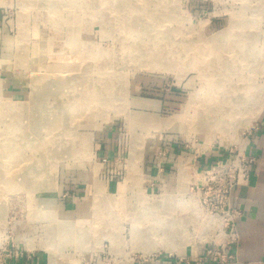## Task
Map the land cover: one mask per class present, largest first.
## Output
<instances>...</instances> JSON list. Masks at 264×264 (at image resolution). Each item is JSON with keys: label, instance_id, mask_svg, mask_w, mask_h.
<instances>
[{"label": "rangeland", "instance_id": "rangeland-1", "mask_svg": "<svg viewBox=\"0 0 264 264\" xmlns=\"http://www.w3.org/2000/svg\"><path fill=\"white\" fill-rule=\"evenodd\" d=\"M0 10V252L46 264L50 246L57 264H139L227 244L201 186L264 117V0H0ZM71 33L64 69L26 65L41 42L63 50ZM222 100L230 116L212 128L201 106ZM70 125L89 148L50 155ZM107 137L121 149L112 168L96 155ZM157 222L177 251L144 257L137 233Z\"/></svg>", "mask_w": 264, "mask_h": 264}, {"label": "crops", "instance_id": "crops-1", "mask_svg": "<svg viewBox=\"0 0 264 264\" xmlns=\"http://www.w3.org/2000/svg\"><path fill=\"white\" fill-rule=\"evenodd\" d=\"M2 20V11L0 10V26ZM114 142L112 138L107 137L101 141L97 148L98 160H104L106 162L104 165L108 168L116 167L115 164L118 163V157L121 155V149ZM243 148L246 154L254 155L257 160L247 184L237 187L230 195L231 205L239 208L242 212V219L238 226L239 243L233 249V253L239 264H264V117L249 136ZM145 170L148 175L150 173L154 175L153 167L147 166ZM107 172V176L112 174V177H115V171ZM149 178L147 177L148 180ZM150 181L157 183L159 180L150 179ZM199 254V252H185L184 260L195 261ZM42 257L40 254H25L8 264H45ZM177 263L176 259H157L139 264ZM180 264L185 263L181 261Z\"/></svg>", "mask_w": 264, "mask_h": 264}, {"label": "built area", "instance_id": "built-area-1", "mask_svg": "<svg viewBox=\"0 0 264 264\" xmlns=\"http://www.w3.org/2000/svg\"><path fill=\"white\" fill-rule=\"evenodd\" d=\"M165 153L159 152V156H164ZM256 160L254 155L246 154L245 150H242L235 158L230 157L229 160L223 161L216 168H211L206 172L208 179L201 188L203 187L207 192L212 191L214 202L210 208L219 223L221 239H225L227 244L202 250L195 261L187 260L184 261L185 264H237L234 263L233 249L237 245L238 226L242 219V212L239 208L231 205L230 195L237 187L247 184L256 165ZM157 166L159 175L165 174L167 168L164 167V164L162 166L161 163H158ZM22 256L23 254L16 250L2 249L0 264H8ZM181 261H178L177 264H180Z\"/></svg>", "mask_w": 264, "mask_h": 264}, {"label": "bare ground", "instance_id": "bare-ground-1", "mask_svg": "<svg viewBox=\"0 0 264 264\" xmlns=\"http://www.w3.org/2000/svg\"><path fill=\"white\" fill-rule=\"evenodd\" d=\"M153 7H155V6H153ZM54 23H55V21H54ZM74 36H75L74 33L67 35L65 41L63 42L64 43V45H63L64 49L63 50L61 49V47L59 48V46H57L55 43L53 44L52 42H46V41L44 43L41 42L42 44L40 46L37 45V47H35L36 53L34 55H32V59L30 58L29 62L25 61L26 65L29 64V65H32L33 67H37V68L50 66L48 69H57V68L64 69L66 64L71 63L74 60V58L72 57L73 55H71L72 54L71 52L72 51L75 52V50L77 51V49H78L77 41H76V38ZM56 47H57V49H56ZM48 54H49V57H47ZM149 57L145 56V60L149 59ZM45 60H48L50 63L48 66H46L48 61L45 64V62H44ZM144 61H142V63ZM149 64L154 65V66H158L159 62L156 59H153V60H149ZM65 72H66V70L61 72V73L63 74ZM119 92H122V91L120 90ZM246 94H248V92ZM146 104H147V102H146ZM14 106H16V105L10 104L9 106H7L9 112L10 111H16V109H14ZM201 107H202L201 109H203L204 112L206 113V116H205L206 122L207 123L212 122V125H211L212 128L217 127V123L215 121L218 118H220L222 121L227 120V118L230 116V113H231L227 109L228 108V101L227 100H222L221 102L216 101V105L213 108H211L209 106H205V105H203ZM137 116L134 115L130 118H129V116L126 117L127 126L129 129L132 128L133 124L137 123L136 122V120L138 118ZM220 125L221 124H219V126ZM60 136L63 138V140H64L63 142L65 144H68V145L63 144V145H65V147H63L60 144V146H58L57 148L55 146L52 147L53 149L51 148L50 149L51 151L48 152L50 155L55 154L56 151L66 152L67 150L71 149V147H74V145H77L78 147H83L85 149L89 148L88 143H87L88 142L87 138H85L83 136L82 138L79 139L80 135L78 136V134H76L75 128L72 125H70V127H68L66 129V131L62 130ZM65 138L70 139V141L66 142ZM86 146H87V148H86ZM189 166L190 165L188 163H181L180 164V174L181 175L186 174L187 170H189ZM187 174H188V172H187ZM43 178H44V176H43ZM10 187H15V186H10ZM141 199L143 202H148L146 197L142 196ZM166 199H168V198H166ZM162 202L163 201L161 200V201L153 202V203H160L161 204ZM211 221H213V219H211ZM212 223L214 224L215 222H212ZM132 231H137V229L133 227ZM171 233H172L171 230H169L167 227H165V225L163 223L160 224L157 222V223H155V226H151L150 228H147L146 230H142V231L137 233L138 235H140V237L137 236V239L139 240V242L140 241L144 242V243L140 244V246H137V248L144 255V257H146L147 255H151V254L156 253L159 250V248H162L165 252H170V253L175 252L177 250H176V247L171 243ZM131 238L134 239L133 234H132ZM149 239H152V241H148ZM26 249L28 251L32 250L33 245H31V243H27ZM42 249L48 255L47 264H57V261L55 260L54 249L51 248L50 246H46V247L43 246ZM177 253L182 255L183 250H181Z\"/></svg>", "mask_w": 264, "mask_h": 264}]
</instances>
